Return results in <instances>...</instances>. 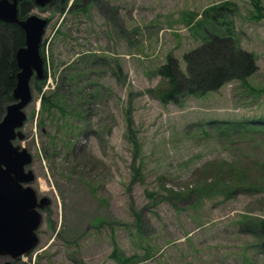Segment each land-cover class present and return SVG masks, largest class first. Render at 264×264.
I'll list each match as a JSON object with an SVG mask.
<instances>
[{
    "label": "rangeland",
    "instance_id": "374dc122",
    "mask_svg": "<svg viewBox=\"0 0 264 264\" xmlns=\"http://www.w3.org/2000/svg\"><path fill=\"white\" fill-rule=\"evenodd\" d=\"M80 1L65 13L57 1L24 4L48 19L40 48L53 87L44 80L39 90L32 76L24 136L13 143L31 153L30 185L50 203L37 245L11 263L120 264L132 255L126 264H264L255 227L264 125L241 126L264 121V0H228L256 70L166 103L159 66L172 57L187 72L184 54L201 45L189 14L224 0ZM42 93L54 106L40 107Z\"/></svg>",
    "mask_w": 264,
    "mask_h": 264
},
{
    "label": "trees",
    "instance_id": "16d2710c",
    "mask_svg": "<svg viewBox=\"0 0 264 264\" xmlns=\"http://www.w3.org/2000/svg\"><path fill=\"white\" fill-rule=\"evenodd\" d=\"M60 4L62 13L67 12L76 6L80 0H51ZM30 0L20 2L19 15L25 16L28 8L24 4ZM49 2V3H50ZM89 0H85L82 8H85ZM82 3V2H81ZM81 7V6H80ZM257 17H261V7L256 4ZM72 10V9H71ZM236 8L234 3L224 0L212 3L202 10L201 13L189 14L187 25L191 26L195 33H199L201 45L194 50L184 54V60L187 62L186 73H183L175 59L167 58V61L158 68V73L166 79L167 86L158 92L161 102H178L183 94L202 95L206 92L216 90L226 81L237 78L243 79L252 74L257 65L256 56L253 52L243 49L234 35V21L230 17ZM256 16V15H255ZM24 44V32L16 23H9L0 20V111H4L5 106L12 101V88L15 84V75L18 70L14 58L15 50ZM44 43H42L41 54H43ZM37 88L40 90L44 78L40 81L36 79ZM41 83V84H40ZM54 106L51 97L40 95V107L45 109ZM129 110L126 111L128 113ZM127 122L131 123L128 115ZM1 118V117H0ZM229 125L239 123L224 121ZM264 121L260 119L248 120L242 122V127L254 126L262 127ZM255 227L262 236L260 247L264 252V218L255 221ZM116 249H113L112 256ZM131 256L124 259H118L120 264H126Z\"/></svg>",
    "mask_w": 264,
    "mask_h": 264
},
{
    "label": "water",
    "instance_id": "95a60500",
    "mask_svg": "<svg viewBox=\"0 0 264 264\" xmlns=\"http://www.w3.org/2000/svg\"><path fill=\"white\" fill-rule=\"evenodd\" d=\"M18 1L0 0V20L16 23L24 32V44L14 54L18 70L11 93L13 101L6 105L0 119V255L12 258L27 253L38 243L35 233L41 222L38 209L50 202L46 196L38 199L29 184L34 174L25 167L32 160L31 154L25 147L13 144L16 137L24 136L19 127L26 119L24 108L31 100V77L34 73L36 78L44 75L39 47L47 24V19L37 14L20 18ZM48 1L33 0L39 6Z\"/></svg>",
    "mask_w": 264,
    "mask_h": 264
}]
</instances>
